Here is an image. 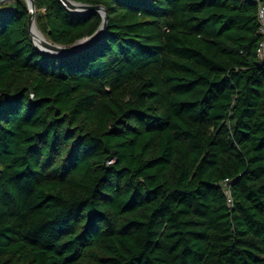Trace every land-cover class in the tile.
I'll return each mask as SVG.
<instances>
[{"label":"trees","instance_id":"16d2710c","mask_svg":"<svg viewBox=\"0 0 264 264\" xmlns=\"http://www.w3.org/2000/svg\"><path fill=\"white\" fill-rule=\"evenodd\" d=\"M77 1L0 4V264H264L260 0Z\"/></svg>","mask_w":264,"mask_h":264},{"label":"water","instance_id":"95a60500","mask_svg":"<svg viewBox=\"0 0 264 264\" xmlns=\"http://www.w3.org/2000/svg\"><path fill=\"white\" fill-rule=\"evenodd\" d=\"M13 1V0H0V3ZM61 3L74 14H85V13H99L103 19L100 28L91 36L84 37L74 42L71 45H62L64 48L62 51L53 52L47 51L40 48L34 41L33 36V27L36 24L35 15H36V4L35 0H27V4L29 7V31L31 40L36 46V48L44 55L52 56V57H66L71 56L80 52H83L90 47H92L95 43L101 40L107 32L108 26V14L107 9L103 5H91L82 2H78L77 0H60ZM59 45V44H58Z\"/></svg>","mask_w":264,"mask_h":264},{"label":"bare ground","instance_id":"6f19581e","mask_svg":"<svg viewBox=\"0 0 264 264\" xmlns=\"http://www.w3.org/2000/svg\"><path fill=\"white\" fill-rule=\"evenodd\" d=\"M33 36L35 43L43 50L59 52L63 50L62 45L54 44L35 24L33 27Z\"/></svg>","mask_w":264,"mask_h":264},{"label":"built area","instance_id":"2783aa9c","mask_svg":"<svg viewBox=\"0 0 264 264\" xmlns=\"http://www.w3.org/2000/svg\"><path fill=\"white\" fill-rule=\"evenodd\" d=\"M259 5L260 6L258 10V17H259V23H260V31H261L263 38L258 47V55L262 57L264 56V0H260Z\"/></svg>","mask_w":264,"mask_h":264},{"label":"rangeland","instance_id":"374dc122","mask_svg":"<svg viewBox=\"0 0 264 264\" xmlns=\"http://www.w3.org/2000/svg\"><path fill=\"white\" fill-rule=\"evenodd\" d=\"M4 3V2H3ZM1 4V3H0Z\"/></svg>","mask_w":264,"mask_h":264}]
</instances>
